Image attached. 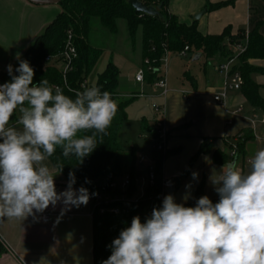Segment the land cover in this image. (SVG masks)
Returning a JSON list of instances; mask_svg holds the SVG:
<instances>
[{
	"label": "clouds",
	"instance_id": "clouds-1",
	"mask_svg": "<svg viewBox=\"0 0 264 264\" xmlns=\"http://www.w3.org/2000/svg\"><path fill=\"white\" fill-rule=\"evenodd\" d=\"M7 71L11 81L0 84V220H25L58 202L65 209L87 205L89 191L73 188L71 172L67 189L57 193L46 161L57 148L63 157L90 155L97 135H107L117 102L95 85L75 91L73 98L47 79L34 83L26 60L15 69L18 75L12 65ZM17 111L20 116L11 125ZM247 163V173L234 158L210 177L216 203L205 195L190 207L169 194L146 222L133 217L102 264H264V148Z\"/></svg>",
	"mask_w": 264,
	"mask_h": 264
},
{
	"label": "crops",
	"instance_id": "crops-1",
	"mask_svg": "<svg viewBox=\"0 0 264 264\" xmlns=\"http://www.w3.org/2000/svg\"><path fill=\"white\" fill-rule=\"evenodd\" d=\"M226 1L229 0H170L167 10L182 23L192 24L196 21L203 34H221L227 27L233 34L242 29L248 33L259 24L264 36V0H235L213 11L204 9L207 2L218 4ZM171 4H175L173 9L169 8ZM61 10L59 4L38 5L29 0H0V70L8 72V65H12L14 72L26 50ZM199 12L202 14L195 19ZM227 44L228 48L233 45L228 41ZM176 56L182 57L179 54ZM194 57L192 61H196ZM223 59L219 56L209 58L214 63L212 73L208 74L205 66L198 74L185 72L180 85L170 84L168 80L169 92L166 97H162L158 90L153 91L158 104L165 106L168 142L164 153L168 155L163 162L162 176L172 182V196L176 203L192 201L201 182L204 183V196L210 200L219 197L210 181V177L217 175L223 166L215 161V152L232 156L231 150L236 146L235 158L247 173V161L257 150L264 148L262 107L252 105L242 89L231 92L223 105L212 99L210 93L218 90L221 84L216 64ZM249 62L261 70L253 73L252 78L259 84V94L264 101V59H251ZM201 74L204 79H201ZM183 91L190 92L188 98L183 97ZM118 92L124 97L119 87ZM238 106H242L238 116L232 117L226 111ZM154 113L153 125L158 117ZM260 113L262 117L257 116ZM229 119L232 123H228ZM143 122L153 129L152 123ZM10 124L15 125L16 122ZM239 144L243 146L242 151L238 150ZM203 145L205 150L199 154ZM46 163L55 175L57 193L65 191L69 181L50 159ZM193 173L198 174L196 179H193ZM73 188L80 187L73 185ZM186 196L189 197L187 200ZM42 214L48 215V223L42 221ZM93 219L94 206L89 198L87 205L78 208L71 206L65 209L63 203L58 202L56 206H49L43 213L25 220H0V240L5 247V251H0V264H94Z\"/></svg>",
	"mask_w": 264,
	"mask_h": 264
},
{
	"label": "trees",
	"instance_id": "trees-1",
	"mask_svg": "<svg viewBox=\"0 0 264 264\" xmlns=\"http://www.w3.org/2000/svg\"><path fill=\"white\" fill-rule=\"evenodd\" d=\"M141 1L148 6L158 7L161 5L158 14L151 16L136 12L130 0H61L58 3L62 8L61 12L21 58V60H26L34 69L33 82L38 84L42 79H47L49 85L53 87L60 86L66 95L73 98L75 97V91H82L84 88L93 86L87 83L83 87V83L87 81L89 73L101 55V50L92 46L89 42L91 21L96 17L99 18L105 28L112 32L117 29V20L125 19L132 40L135 38L136 30L141 26L143 67L146 65V60H149L150 64L154 66H159L166 53L178 55L186 46L189 47L188 52H196L207 59L218 56L227 58L230 55L227 41L230 44H235L246 36V30L242 29L233 34L229 27L221 34H203L199 31L196 21L192 24L182 23L167 10L170 0ZM234 1L229 0L218 4L207 2L204 9L213 11L232 4ZM68 31L73 33L77 56L73 60L72 69L64 77L62 71L55 66L53 61L47 62L46 58L61 55ZM247 38V47L239 56L238 64L244 77L242 90L252 105L264 109V101L259 94L260 86L252 78L253 73L261 70L249 62L251 59H264V36L260 31L259 24L247 33ZM13 74L18 75L15 71ZM119 74L118 67L110 61L106 68L98 73L94 83L95 86L101 89V92L108 91L118 105V111L111 126L107 129V135L98 134L96 148L90 155L82 159L74 155L63 157L60 148H57L56 153L49 159L59 171L63 166L60 172L68 181L71 172L75 176L74 185L84 187L89 191H95L104 179L114 181L123 174L129 173L132 177L130 193L133 194L136 190L135 179L143 170L136 166L134 153L129 155V159H127L120 141V130L128 120L127 108L135 97L132 96L127 99L119 95ZM10 81L11 76L9 73L0 70V84ZM69 89L73 91H69ZM19 116L20 113L17 111L10 122H16ZM142 129L153 132V129L149 128L145 122L142 123ZM91 134V131L79 133L80 136ZM242 149V144H239L238 150L242 151ZM204 150L205 145L200 148L199 154ZM167 155V153L162 154L158 151L153 152L155 184L153 187L145 189L144 194L139 196V199L132 204L127 213L100 214L94 212V264H102V261L109 258L112 252L113 240L119 236L122 229L130 227L133 217L139 216L141 222L144 223L150 218L153 208L162 207L156 203L155 197L162 188V167ZM234 158L222 152H215L214 154L215 161L220 164L230 162ZM194 159L195 156L192 161ZM86 180L89 183H86ZM202 196H204L203 182L198 185L194 199L183 204L194 207L197 200ZM211 200L216 203L219 197ZM0 251H5V249H2L1 241Z\"/></svg>",
	"mask_w": 264,
	"mask_h": 264
},
{
	"label": "rangeland",
	"instance_id": "rangeland-1",
	"mask_svg": "<svg viewBox=\"0 0 264 264\" xmlns=\"http://www.w3.org/2000/svg\"><path fill=\"white\" fill-rule=\"evenodd\" d=\"M174 6L175 4H171L169 8H174ZM199 14H202V12L197 13L194 18L199 19L197 18ZM116 26V31L112 32L102 25L99 18L96 17L92 19L89 42L92 46L101 50V55L89 73L87 82L90 85H94L98 73L102 72L111 61L119 69V91L124 98L128 99L133 93L138 91H142L146 94L143 97L136 98L135 96L133 102L129 104L127 108L128 120L120 130V141L126 152L127 159H129V155L134 153L136 166L139 169L142 168V170H146L148 167H155L153 152L156 150L152 135L148 130L142 129V123L146 121L151 125L155 116L153 104L159 103V101L153 97L154 87L151 85L158 75L157 66H148L145 73L146 82L136 83L135 75L142 67L141 26L136 30L134 40L130 37L128 24L125 19H118ZM229 48L232 50L233 45L229 46ZM195 55L196 52H189L185 57L169 55L167 78L170 84L180 85L185 72L198 74L199 70L203 69L205 66H207L206 69L208 74L213 72V61L211 62L209 59H206L205 56L199 60L192 61ZM201 79H204L203 74H201ZM201 79L200 81H202ZM257 116L262 117L261 113L257 114ZM153 135L155 134L153 133ZM259 135H261V133H259ZM158 152L165 154L162 151ZM124 180V175L115 180L117 189L119 190L118 198H121V200L126 196L121 193V191H123ZM137 196L139 195L135 193L132 195L133 198ZM128 198L129 195L128 197H124L123 200L126 201ZM124 201H120V204H123ZM2 249H5L3 244Z\"/></svg>",
	"mask_w": 264,
	"mask_h": 264
},
{
	"label": "built area",
	"instance_id": "built-area-1",
	"mask_svg": "<svg viewBox=\"0 0 264 264\" xmlns=\"http://www.w3.org/2000/svg\"><path fill=\"white\" fill-rule=\"evenodd\" d=\"M248 38H247V32L246 36L238 43L233 44V49L230 50V55L227 58H224L222 61L218 62L216 64V70L221 76V84L218 90L212 91L210 94L212 96V99L214 102L219 104H225L226 100L231 92L234 91H240L244 85V77L238 67L239 64V56L244 52V50L247 47ZM189 51V47L186 46L179 55L185 56ZM77 56V49L74 45V36L71 31L67 32V38L64 45V50L62 51L61 55L59 57H47L46 61L50 62L53 61L55 66H57L63 73L64 77L67 72H69L72 69V63L74 58ZM168 58L169 54L166 53L163 58L161 59V63L159 66H157V77L153 81L151 85H153L154 90H158L159 94L162 97H166L169 92V86H168ZM145 67H141V69L137 72L135 75V80L139 83L146 82L145 79V73L148 66H154L153 64H150L149 60L145 61ZM88 82L85 81L83 83V87L86 86ZM184 98H188L190 95V92L183 91L182 92ZM146 94L142 91L133 94V96L137 97H143ZM154 111L158 114V117L154 121L153 125V133L152 137L154 139L155 143V150L156 151H162L166 152L167 150V140H168V129L165 125L164 121V114H165V106L163 104H153ZM226 111L232 116H238L242 111V106H238V108L234 110L226 109ZM262 121L264 122V116L262 118ZM228 123H232V120L229 119ZM237 153V147L233 146L231 150V155L233 156V152ZM234 157V156H233ZM125 176V180L123 182V193L124 197L129 198L124 201V197L118 198V189H117V183L116 179L114 181L104 180L99 183L97 186V189L95 191H89L90 199L93 202L94 206V212H98L100 214H119V213H127L129 211V208L132 206L134 202H136L139 199V196L143 195L145 192V189L148 187H153L155 184V170L152 167H148L146 170H143V172H140L136 179V190L135 194H138L136 198H133L132 193H130V187L132 184V177L129 173L123 174ZM173 186L172 182L167 180L163 177L162 180V188L160 193H158L155 197V201L159 206H162V201L167 193V189L171 188ZM92 193H97L98 195H92ZM132 194V195H131ZM120 201H124L123 204H120ZM151 212V210H150ZM42 221L44 223L49 222V217L47 214H42L41 216ZM1 241V240H0ZM2 242V241H1ZM3 244V243H2ZM4 245V244H3Z\"/></svg>",
	"mask_w": 264,
	"mask_h": 264
},
{
	"label": "water",
	"instance_id": "water-1",
	"mask_svg": "<svg viewBox=\"0 0 264 264\" xmlns=\"http://www.w3.org/2000/svg\"><path fill=\"white\" fill-rule=\"evenodd\" d=\"M30 2L38 5H48V4H58L61 0H29ZM131 5L135 9L136 12L148 14L154 16L158 14V10L161 8V5L158 7L154 5H146L141 0H130ZM201 14L197 15V18L200 17ZM200 58V54L195 55L194 60H198ZM174 187L167 189L168 195L173 193Z\"/></svg>",
	"mask_w": 264,
	"mask_h": 264
}]
</instances>
